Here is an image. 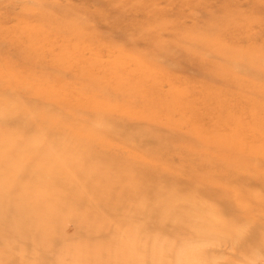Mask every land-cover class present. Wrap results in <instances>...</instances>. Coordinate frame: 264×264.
<instances>
[{
	"label": "rangeland",
	"instance_id": "1",
	"mask_svg": "<svg viewBox=\"0 0 264 264\" xmlns=\"http://www.w3.org/2000/svg\"><path fill=\"white\" fill-rule=\"evenodd\" d=\"M263 53L264 0H0V111L18 114L22 132L41 118L46 127L58 122L63 140H0V147L59 148L0 152L29 171L61 162L51 235L19 242L16 253L31 251L34 261L41 254V264H264ZM171 95L183 102L174 107ZM114 119L128 134L138 130L139 140L110 139L108 130L120 132ZM152 133L184 142H152ZM68 145L114 159L141 154L130 166L138 186L108 187L109 229L101 236L77 234L72 213L94 214L98 178L77 170L82 161L64 152ZM67 154L69 161L57 159ZM239 173L250 183L236 188ZM42 190L22 195L44 205ZM18 200L7 203L17 208ZM26 235H36L33 226Z\"/></svg>",
	"mask_w": 264,
	"mask_h": 264
},
{
	"label": "bare ground",
	"instance_id": "2",
	"mask_svg": "<svg viewBox=\"0 0 264 264\" xmlns=\"http://www.w3.org/2000/svg\"><path fill=\"white\" fill-rule=\"evenodd\" d=\"M262 55H261V58L264 57V53ZM262 70L263 69H261V71ZM262 72H264V70ZM174 98H175V101H174ZM186 99L188 101H190V102H188L190 105H192V103L194 104V102H195V101L192 102L194 99L192 101L190 99H188V98H186ZM180 102H183V100H182L180 95L179 96L171 95V102L169 104L172 103L171 105H174V107H175ZM169 104H166L165 106H163L162 110L165 111V109H167L168 106H170ZM183 104H184V106L187 105V103H183ZM169 108H171V106ZM0 113L2 114V118H0V140H6L8 142H15V141L16 142H18V141H28L29 142V141H34V140H36V141H39V140L40 141H63L56 135V129H57V126H58V122L55 123L54 125L50 126V127H46L45 125H43L44 124V120L41 118L38 121L39 127H37L36 129H30L27 132H22L19 129L20 116L18 114L14 113V112H11L9 110H3V111H0ZM35 113L37 115H41V112L38 111V110H36ZM236 124L239 125L238 123H236ZM116 127L120 128V132H116L114 130V128H116ZM124 127H125V125L119 124L115 120L113 125H112V129L114 130V133L111 134L110 130H108L107 136L110 139H111V137L113 139L115 137H120V138H125V139H127L129 137L130 138L131 137H135L136 139H138L137 138V135L139 134L138 130L135 131V133H129L128 134L125 131ZM52 129H54V132L52 131ZM129 129H131V127H129ZM167 136H168V134H167ZM175 137H177L175 134L172 137H169V138H166V136L162 137L160 135L158 137V135L156 133H152L151 134L152 142H153V140L160 141V143H164V142L170 143V142H174V141H176V142H184L181 138H175ZM232 137H235V135L232 134ZM140 141H142V140H140ZM124 143H126V141ZM128 145H130V144L128 143ZM147 146L145 147L146 150L148 149ZM66 147L67 148H64V152H67V153H74L75 151L78 152V154L77 155L75 154V156L78 157L77 159L79 161H82L81 162L82 163V167L77 169V170H79L81 172L84 171L85 174L91 176V178L93 176L98 178L96 181H94V182H96V184H95V187H93V190H92V191H94L93 195H91L92 198H95V200H96L95 204H94V207L96 209L93 211L94 214L91 215L92 216L91 217V216H87L88 215V214H86L87 210H83V208H81V210L76 209L78 207H76L75 203L71 202V205H69L67 203L65 204V202H61L60 204H55V205L56 206H63L64 205V208L67 206L68 208H70L69 211L73 210V212H74V210H78L77 212H75V215L72 213V215L74 216V218H72V219L74 221H76L77 219L79 220V221H76L77 222V227H78V223H79V226H80V230H79V232L77 231V234H81V235L85 236V235H88V234H91V233H94V234L98 233L97 235H99V233H100V236H101V234H103L104 232H107V230L109 229V227H108L109 217L106 215L107 211H104V209H108V207L112 205V204L110 205V202H109V200L112 197L109 199V195H111V194H108V193H111V191H108L110 189L108 187L110 186V187L113 188V186L115 187L113 182H115L116 184L117 183L119 184L120 180H122V184L118 185L117 189H121L122 191L129 193L130 188L133 187L132 184L133 185L137 184V182H136L137 180L133 181L134 179H132V177H134L135 174L133 173L134 175L132 174L133 175L132 177L130 175V171H131V169H130L131 167L130 166L133 165L132 163L134 162V159L136 161H138L135 157L137 156V158H138L141 154H137L135 156H127V157H129L128 160L127 159H114L111 155H108V154H99V153H95L92 150H90L88 152H84L82 154V151H80L78 149V147H76V146H69L68 145ZM80 148L82 149V147H80ZM161 148H167V145L163 144V145H161ZM170 148H171V146H170ZM52 150L58 151L59 148H57L56 146H50V145H45V146H40V147L32 146V145L31 146L22 145V146L0 147V152H3V153L4 152H22V151H26V152H28V151L40 152V151H52ZM159 150L160 149H157V150H154L153 152H157L158 153ZM211 150L213 152V151L216 150V148L211 147ZM141 152H143V151H141ZM180 152H182V151L178 149L177 150V154L180 153ZM150 153H151V151H150ZM219 154H221V153H219ZM67 155H69V154H67ZM65 158L71 159L72 155L58 157L57 159H61L62 160V159H65ZM66 161H69V160H66ZM84 161H86V162H84ZM60 163L61 162L52 163V161H48L47 164L43 168H41L39 170H36V171H29V170H27V166L22 165L23 162H20L18 164V166H16V165L11 163V159L6 160L4 158H0V264H9L11 262L12 263L14 262L15 264H41L43 262V261H41V257H40L41 254H39L37 256V259L35 258L36 261H34L33 259H28L27 258L29 256H31V258H32L33 253H31V251H29V253H27V254H25L26 251H24L23 254H20V253H16V251L14 250L15 249L14 247L19 242L22 243L25 246V245L29 244V242H30V240L32 238H36L37 237L38 239L41 238L40 240H43L45 236L51 235L48 223L50 224L52 222V214H53L52 205L54 203L58 202V200H53L52 201L50 199H54V198L57 199L58 194L56 192H58V191L62 192V190H64V186H63L62 182H58L57 181L58 184H56V182H54L55 179H52V178L55 177V175L58 174V172H60V169L58 168L59 166H61ZM145 167H151V166L145 164ZM62 169H64V167H62ZM99 175L101 176L100 178H99ZM238 175H239L238 178L234 179V180L239 179L237 184L235 183L236 185L234 187L241 188V187L245 186L247 183H250L249 182L250 178L244 179L243 177H241V173H239ZM242 175H246V174L243 173ZM240 177L242 178V181H240ZM138 178L140 179V177H137V179ZM140 181L143 182V180H140ZM166 181L168 183H170L171 180H166ZM94 182L92 181L91 184L94 183ZM84 184H86V183H83V185ZM143 184H144L145 187L149 186L146 183H143ZM136 186H138V184ZM151 186H154V185H151ZM201 187H202V185H198L197 186V188H201ZM141 188H143V185H142ZM41 189H43L42 191L48 190V192H47V194L49 196L48 203H45L44 205H36V203H32V202L40 201V197H37V196L26 197V196L22 195V193L25 192L26 190H30L33 193H37ZM114 190H115V188H114ZM147 190H149V189H147ZM145 192H147V191H145ZM136 194H139V193H136ZM15 195L19 196L18 207L17 208H13L12 206H10L7 203L10 200H14ZM104 198H107V199H104ZM146 198L148 199V197H146ZM64 199H67V198L64 197ZM150 200H152V199H150ZM116 202H117V200H116ZM134 202H135V200H134ZM126 203H128V202H126ZM126 203H122V204L126 205ZM144 203H146V202H144ZM117 204H119V203L117 202ZM138 204L139 203H137L136 206ZM120 205H118V206H120ZM118 206H117V208H118ZM149 207H151V206H149ZM145 208H146V206H145ZM128 209H129V207H128ZM117 210H119V209H117ZM133 210L135 211V209H133ZM136 211H138V213H135ZM136 211L134 212L135 215L134 214L132 215L133 217L136 216V215H138V217H139V213L141 211L138 210V209H136ZM149 213H151V212H149ZM119 215H120V213H119ZM125 215H127V214H125ZM150 217H149V219H150ZM110 218L112 219V217H110ZM145 218H147V217H145ZM125 220H127V219H125ZM143 221H145V220H143ZM128 222H130V221H128ZM120 224H122V222H120ZM123 224L125 226V223H123ZM150 225L152 226V224H150ZM32 226L34 227V233L36 234L34 237L33 236H29V235H33V234L26 235L27 234V230H29ZM111 226H110V228H111ZM135 227H137V226H135ZM135 227H134V229H135ZM125 228H127V227H125ZM127 229H130V228H127ZM114 231L115 230L113 229V232ZM142 231H144V230H142ZM134 232L137 233L138 231H134ZM125 233H127V232H125ZM119 234H120V232H119ZM150 235H152V234H150ZM100 236H98V237H100ZM120 237H121V235H120ZM127 238H128V236H127ZM25 239H27L26 242H25ZM12 240H13V243L15 245L11 242ZM126 243H129V242H126ZM131 243H132V241H131ZM123 244H125V243H123ZM108 246H109V244H108ZM104 247H105V244H104ZM115 247H116V245H115ZM130 247H132V246L130 245ZM133 247H132V249H134ZM17 248H19V247H17ZM21 249H23V248L21 247ZM113 249H115V248H113ZM23 250H25V249H23ZM17 251H20V249H17ZM115 251H117V250H115ZM115 251H114V253H115ZM114 253H112V254H114ZM133 253H135V251ZM129 256H131V255H129ZM24 258H26V260ZM126 258H127V256H126ZM130 258L132 259V257H130ZM134 260L136 261V259H134ZM125 262H127V261H125ZM56 263L57 262L55 261L54 264H56ZM136 263H137V261H136ZM91 264H106V263H105V261L92 260ZM120 264H122V263H120Z\"/></svg>",
	"mask_w": 264,
	"mask_h": 264
}]
</instances>
